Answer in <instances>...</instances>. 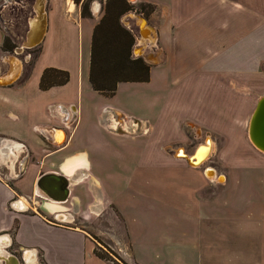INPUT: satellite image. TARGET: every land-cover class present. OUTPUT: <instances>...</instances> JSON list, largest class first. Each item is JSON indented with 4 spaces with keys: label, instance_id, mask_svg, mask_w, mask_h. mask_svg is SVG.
Instances as JSON below:
<instances>
[{
    "label": "crops",
    "instance_id": "1",
    "mask_svg": "<svg viewBox=\"0 0 264 264\" xmlns=\"http://www.w3.org/2000/svg\"><path fill=\"white\" fill-rule=\"evenodd\" d=\"M120 1L146 20L149 34L135 25L132 36L141 45L155 39L142 57L145 79L117 80L110 94L93 90L90 43L101 1L88 0L81 14L86 0H43L33 64L18 84L0 85V248L24 264H105L86 232L63 225L79 201L98 215L105 200L121 223L113 241L135 264H264V154L246 135L264 94V0ZM1 2L0 13L26 0ZM14 55L1 58L0 76ZM46 67L66 71L67 81L39 89ZM112 110L128 133L115 132ZM50 126L62 131L52 137ZM203 136L220 170L207 161L192 167L181 156ZM77 169L87 179L67 199L74 212L34 196L41 173Z\"/></svg>",
    "mask_w": 264,
    "mask_h": 264
},
{
    "label": "rangeland",
    "instance_id": "2",
    "mask_svg": "<svg viewBox=\"0 0 264 264\" xmlns=\"http://www.w3.org/2000/svg\"><path fill=\"white\" fill-rule=\"evenodd\" d=\"M4 1L5 0H2V2ZM27 1L28 3L30 2V0H26V3L22 4L23 6L21 8H19V5H14L12 10L5 8L4 11L0 13V30L3 35V40L0 45V71L4 68V62L1 58L10 55L11 52L22 42L24 38L26 20L31 14ZM86 1L87 2H83L85 3L84 12H86L88 3V0ZM100 1L101 4L99 16L100 19L102 17V22L100 24V28L96 32L95 44L97 58L99 60L98 62L102 66L101 69L105 72L101 74V76L98 75L97 77L102 79H133L142 77L144 75L143 67L145 66L142 62V57L145 56L148 48L154 45L155 39L153 35H150L152 44L145 43L141 45V40H138L139 38L136 40L134 35L132 36V32L130 33V31L128 30L131 29L135 32L136 24L134 18L131 17V13L135 15L139 14L133 11H128L129 9H126V5H123L120 0ZM129 7L132 10L133 4H130ZM141 8V10H143L144 12L148 10V8L145 9L144 6ZM136 11H139L138 7ZM129 40L131 44L129 43ZM139 44L140 46H142L141 55H138L137 53L132 54L130 48L132 46H139ZM38 49L39 43L31 48L21 50L19 55H17L19 59L22 60V74L16 81L13 82L14 84H18L25 78L30 65L33 64ZM37 62L39 61L37 60ZM53 113L57 114L56 111H53ZM128 124L131 125V122ZM131 130H133V127L131 128ZM203 139L204 136L202 137V141ZM197 145V143L194 145L192 151ZM253 149L255 150V148ZM241 151H243L242 153L247 154L245 150ZM9 155V158L4 159L5 162L11 158V154ZM210 155L205 161L211 163L210 165L215 166V169L220 170L213 162V158H211ZM208 159L211 162L208 161ZM3 171L6 170L3 169ZM221 171L226 172L228 171V168L223 167ZM86 179L87 178L80 179L78 184H75V186H72V188H70L68 199L74 196L75 193L80 190V187L81 189H85ZM34 196L38 197L35 194ZM38 198L44 199L41 197ZM44 200L48 201V199ZM50 201L57 206L59 205L60 207H62V209L67 208L66 211L74 212L72 207L70 209L68 207L69 200L65 202H56L52 200ZM87 206V202L79 201L77 210L72 216V221L66 222L63 225L73 228L76 227L86 232L88 234L86 235V237L89 239L92 238L91 247L93 254L103 260L105 264H135L134 261L129 259L126 254H122V252H120L117 244L113 241L114 239L112 236L119 239V237L121 238L122 232L121 223L118 217L114 215L115 213H113L110 205L105 200H102V207L100 208L101 212L98 215L90 214L88 212Z\"/></svg>",
    "mask_w": 264,
    "mask_h": 264
},
{
    "label": "water",
    "instance_id": "3",
    "mask_svg": "<svg viewBox=\"0 0 264 264\" xmlns=\"http://www.w3.org/2000/svg\"><path fill=\"white\" fill-rule=\"evenodd\" d=\"M133 18L138 28L139 34H141V31L145 33L148 32L147 34H149V31L146 30L145 28L147 27L146 20L142 16L135 15V14H133ZM44 26H45V22H44L43 0H34L31 5V14L28 16L26 20V29L24 32V38L22 42L13 50V53H17V52L20 53V51L23 49H28V48H31L37 45L42 39V36L44 33ZM149 42H152V39L151 40L149 39ZM138 55H141V54H138ZM11 57H14V56H10V58ZM14 60L18 61V64H19L18 58H15ZM4 73H1L0 78L5 76ZM0 85H6V83L0 84ZM61 106L62 105H58L56 106V108L60 110ZM70 108L72 109V106H70ZM66 111H68V109ZM111 112L113 113V115H117L116 111L112 110ZM132 120L133 122H136L137 124H139L137 120H134V119ZM45 129L52 137H53L54 131L61 130L60 128L53 127V126L47 127ZM116 132L123 133V131L119 129H117ZM246 135H247V138L250 144L256 150L264 154V94H262L257 99L255 106L249 116ZM206 141L207 139H204L205 143ZM200 146L206 147L205 145H200ZM198 148L199 147L195 148L193 154L186 158V161L188 164L195 162L196 159H193L192 161L190 160L192 157L195 156L196 149ZM21 160H24L22 169H20ZM26 160H27L26 157H23V159H20L18 161L17 175H20L23 172L25 164H26ZM86 176H87L86 173L82 169H77L73 171L71 175L69 176H64L62 174L55 173V172H44V173H41L36 178L34 182V186H33V193L37 195L38 197H41L44 199H48V200L50 199L56 202H64L69 197L71 186L77 183L80 179L85 178ZM24 262H25V259L23 257L19 258L16 255L7 252L3 248H0V264H24Z\"/></svg>",
    "mask_w": 264,
    "mask_h": 264
},
{
    "label": "trees",
    "instance_id": "4",
    "mask_svg": "<svg viewBox=\"0 0 264 264\" xmlns=\"http://www.w3.org/2000/svg\"><path fill=\"white\" fill-rule=\"evenodd\" d=\"M84 5L85 3L82 4L81 14L85 13ZM126 9H130V7H127ZM101 22H102V17L100 21L93 28V32L91 36L88 81L93 90L104 94H110L114 90L117 80H124V79L127 80V78L102 79L97 77L98 75L101 76V74L105 72L104 70L101 69L102 66L98 62L99 60L97 58L96 44H95L96 32L100 28ZM129 43L131 44L130 40ZM143 68H144V75L142 77L133 78L130 80L145 79L147 68L146 66H144ZM67 79H68V74L66 71L56 68L46 67L42 70L39 76L38 88L44 90L51 86L63 84L67 81Z\"/></svg>",
    "mask_w": 264,
    "mask_h": 264
},
{
    "label": "bare ground",
    "instance_id": "5",
    "mask_svg": "<svg viewBox=\"0 0 264 264\" xmlns=\"http://www.w3.org/2000/svg\"><path fill=\"white\" fill-rule=\"evenodd\" d=\"M131 17H133V14H131ZM138 21V20H137ZM30 41H32V40H30ZM18 53V52H17ZM17 53H14V54H17ZM141 54V53H140ZM16 57H15V55H14V57H11V58H9V60H11L12 61V66H11V68H10V72L8 73V75L7 76H3V77H1L0 78V83H2V84H5L6 83V85L7 84H10V83H12L18 76H19V71H20V69H21V62H20V60H19V64H18V61H16V60H14ZM61 109H62V111H64L66 114H68V112L65 110V108H63V107H61ZM72 111H73V107H72V109H71ZM123 116L120 114V113H118L117 112V115H114V120L115 121H117L118 123H119V125L118 126H115V128H117V129H119V130H121V131H123V133H128L126 130H124L122 127H120V125H123ZM136 125H137V127L139 126V124H137L136 122H134ZM113 126H114V124H113ZM116 129V130H117ZM57 131V130H56ZM55 132V131H54ZM116 132V131H115ZM134 132V131H133ZM132 132V133H133ZM59 136V135H58ZM62 143V142H61ZM61 143H58V145L59 144H61ZM200 145H205L206 147H204V146H200ZM197 147H199L198 149H196V154H195V158L194 157H192L191 158V160L190 161H192L193 159H196L195 160V162L194 163H191V164H189L190 166H192V167H197V166H199V165H201L203 162H205V160L209 157V155H210V153H211V142H210V140L209 139H207V141H206V143L204 142V143H200V144H198L195 148H197ZM194 148V149H195ZM193 152H194V150H193ZM192 152V153H193ZM192 153L191 154H185V155H183V154H181V156L182 157H184V159L186 160V158L188 157V156H190V155H192ZM13 158H14V160L16 159V157L15 156H13ZM12 161V160H11ZM24 160H22L21 161V166H20V169H22L23 168V162ZM205 174L208 176V177H213L214 175H215V172H214V170L213 169H211V168H207L206 169V171H205ZM221 178L222 177H220V178H217V181L219 182H221ZM1 243V242H0ZM2 243H4V244H7V240L5 241V240H2ZM3 245V244H2Z\"/></svg>",
    "mask_w": 264,
    "mask_h": 264
},
{
    "label": "flooded vegetation",
    "instance_id": "6",
    "mask_svg": "<svg viewBox=\"0 0 264 264\" xmlns=\"http://www.w3.org/2000/svg\"><path fill=\"white\" fill-rule=\"evenodd\" d=\"M25 60H26V58H25Z\"/></svg>",
    "mask_w": 264,
    "mask_h": 264
}]
</instances>
